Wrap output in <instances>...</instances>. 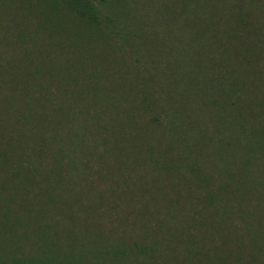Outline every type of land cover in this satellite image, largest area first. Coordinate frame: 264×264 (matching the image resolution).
Returning a JSON list of instances; mask_svg holds the SVG:
<instances>
[{
    "label": "trees",
    "instance_id": "1",
    "mask_svg": "<svg viewBox=\"0 0 264 264\" xmlns=\"http://www.w3.org/2000/svg\"><path fill=\"white\" fill-rule=\"evenodd\" d=\"M0 2V264H264V0Z\"/></svg>",
    "mask_w": 264,
    "mask_h": 264
},
{
    "label": "rangeland",
    "instance_id": "2",
    "mask_svg": "<svg viewBox=\"0 0 264 264\" xmlns=\"http://www.w3.org/2000/svg\"><path fill=\"white\" fill-rule=\"evenodd\" d=\"M7 6H8V5H7ZM17 8H18V6H12V5H9L8 8H7V10H9V11H13V12H14V10H17ZM5 11H6V7L2 4V2H0V13H1V15H2V14L5 15ZM13 12H12V13H13Z\"/></svg>",
    "mask_w": 264,
    "mask_h": 264
}]
</instances>
